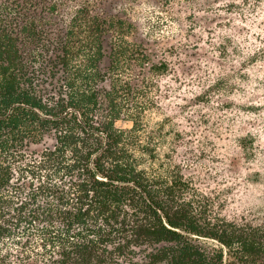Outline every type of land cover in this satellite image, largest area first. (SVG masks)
Masks as SVG:
<instances>
[{"label": "trees", "instance_id": "16d2710c", "mask_svg": "<svg viewBox=\"0 0 264 264\" xmlns=\"http://www.w3.org/2000/svg\"><path fill=\"white\" fill-rule=\"evenodd\" d=\"M26 2H0V264H264V222L224 218L149 127L123 77L141 46L117 36L103 69L101 29L118 27L76 11L47 61L65 91L45 97Z\"/></svg>", "mask_w": 264, "mask_h": 264}, {"label": "rangeland", "instance_id": "374dc122", "mask_svg": "<svg viewBox=\"0 0 264 264\" xmlns=\"http://www.w3.org/2000/svg\"><path fill=\"white\" fill-rule=\"evenodd\" d=\"M78 10L118 27L101 29L103 69L117 36L141 46L148 60L124 82L185 178L227 220L264 222V0H27L19 22L35 19L45 44L28 72L45 97L65 91L47 61Z\"/></svg>", "mask_w": 264, "mask_h": 264}]
</instances>
